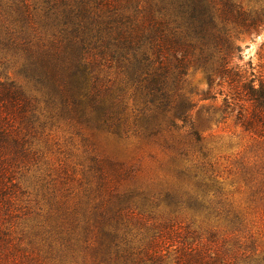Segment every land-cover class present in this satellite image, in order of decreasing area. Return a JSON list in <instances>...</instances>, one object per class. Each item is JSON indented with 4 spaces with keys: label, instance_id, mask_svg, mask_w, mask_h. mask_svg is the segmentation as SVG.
Masks as SVG:
<instances>
[{
    "label": "trees",
    "instance_id": "trees-1",
    "mask_svg": "<svg viewBox=\"0 0 264 264\" xmlns=\"http://www.w3.org/2000/svg\"><path fill=\"white\" fill-rule=\"evenodd\" d=\"M242 1L0 0V264H46L33 253L31 234L54 251L60 264H79L78 257L80 264H250L253 255L237 249L238 237L225 245L216 241L217 230L209 229L203 241L198 231L185 232L146 211L161 194L181 195L176 191L181 185L134 181L110 189L109 177L131 174L115 155L103 158L106 170L97 162L98 190L105 196L93 204L92 222L82 224L80 236L73 219H67L68 227L58 220L52 227L43 219L18 228L28 216L19 213L17 200L24 191L16 173L33 154L44 114L40 98L27 95L5 74L14 68L42 91L53 115L74 126L114 138H158L183 129L194 143L192 151L205 156L200 125L189 116L194 105L182 91L190 67L204 72V98H214L211 89L220 87L218 119L235 111L236 123L264 137V46L253 65L242 62L236 43L239 35L264 29V9L247 8ZM130 88L129 95L142 102L136 111L130 110ZM183 143L164 138L163 146L175 152L161 167L176 178L194 180L187 188L194 205L217 225L241 231V213L220 198L212 165L203 159L184 164L189 151Z\"/></svg>",
    "mask_w": 264,
    "mask_h": 264
},
{
    "label": "rangeland",
    "instance_id": "rangeland-1",
    "mask_svg": "<svg viewBox=\"0 0 264 264\" xmlns=\"http://www.w3.org/2000/svg\"><path fill=\"white\" fill-rule=\"evenodd\" d=\"M242 3L250 9H264V0H243ZM236 43L241 47L242 62L251 60L255 65L258 63V52L264 46V29L256 34H241ZM5 74L15 80L27 95L40 98L39 107L44 114L32 141L33 154L16 173V180L24 191L17 200L21 206L19 213L28 216L18 228L24 225L25 229H29L43 219L52 227L56 220L68 227L67 219H73V222H77L74 233L80 236L82 224L87 220L92 222L93 204L105 196L104 190H98L100 171L97 162L102 164V170H106L103 158L115 155L124 161L131 174L127 177H109L107 185L110 189H123L134 181L146 185L168 183L174 188L181 185L176 190L181 195L176 193L175 198H169L161 194L160 200L146 211L154 219L170 221L185 229V232L192 229L198 231L203 241L208 238L209 229L217 230L216 241L225 245L232 246L234 237H238L237 249L246 255H253L250 264L264 263V137L246 131L236 123L235 111L228 113L223 120L218 119L223 95L218 93L220 87L215 85L211 89L215 97L204 98L208 85L201 68L188 69L182 91L194 105L189 116L200 125L205 156L195 149L192 151L194 143L190 144L191 140L184 137L183 129H172L158 138L134 135L114 138L93 128L78 124L74 126L68 120L53 115L43 103L42 91L16 74L14 68L9 67ZM131 92L130 88L127 97ZM128 101L131 111H136L142 105L136 95L130 96ZM165 137L185 142L183 144L189 155L184 164L203 159L212 165L211 169L216 174L214 186L218 188L220 198L232 210L241 213V231H231L222 224L217 225L212 216L204 214L200 207L194 205L189 199L191 192L187 191V188L194 187V180L176 178L174 174L164 171L161 166L175 152L163 146ZM205 178V182L213 184L209 180L212 177ZM52 232L55 238L59 236L57 230L53 229ZM60 235L66 236L64 232ZM30 237L35 244L33 253L40 255L39 262L60 264L56 258L53 259L54 251L50 252L38 235L31 234ZM88 238H93V234H89ZM76 262L80 264L81 259L78 257Z\"/></svg>",
    "mask_w": 264,
    "mask_h": 264
}]
</instances>
